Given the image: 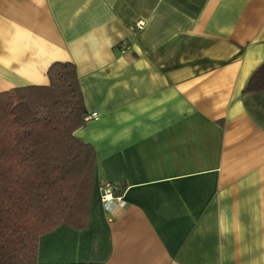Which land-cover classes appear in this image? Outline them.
Returning <instances> with one entry per match:
<instances>
[{"label": "crops", "instance_id": "0c3cea01", "mask_svg": "<svg viewBox=\"0 0 264 264\" xmlns=\"http://www.w3.org/2000/svg\"><path fill=\"white\" fill-rule=\"evenodd\" d=\"M57 61L99 114L75 132L94 183L88 224L42 234L40 262L264 264V91L245 92L264 0H0V92Z\"/></svg>", "mask_w": 264, "mask_h": 264}, {"label": "trees", "instance_id": "16d2710c", "mask_svg": "<svg viewBox=\"0 0 264 264\" xmlns=\"http://www.w3.org/2000/svg\"><path fill=\"white\" fill-rule=\"evenodd\" d=\"M48 77L0 92V264H52L38 260L40 236L88 224L95 149L75 134L87 114L77 68L57 61ZM262 91L264 63L245 88Z\"/></svg>", "mask_w": 264, "mask_h": 264}, {"label": "built area", "instance_id": "2783aa9c", "mask_svg": "<svg viewBox=\"0 0 264 264\" xmlns=\"http://www.w3.org/2000/svg\"><path fill=\"white\" fill-rule=\"evenodd\" d=\"M143 27H144V22L139 20L136 23V28L141 30ZM130 48H131V45H130L129 41L123 40L121 42L120 49L123 53L130 50ZM98 118H99V114L97 112H92L91 114H86V116H85L86 121L91 120V119H98ZM116 190H117L116 187L111 183H107L101 187V191H102L101 200L107 208H109L111 206V204H113L114 200H120L121 199L120 197L115 196Z\"/></svg>", "mask_w": 264, "mask_h": 264}]
</instances>
